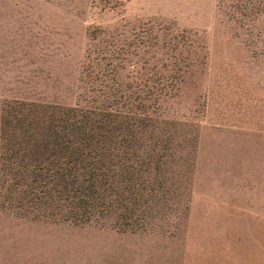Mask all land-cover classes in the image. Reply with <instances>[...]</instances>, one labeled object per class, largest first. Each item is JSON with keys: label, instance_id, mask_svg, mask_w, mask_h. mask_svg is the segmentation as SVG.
<instances>
[{"label": "rangeland", "instance_id": "1", "mask_svg": "<svg viewBox=\"0 0 264 264\" xmlns=\"http://www.w3.org/2000/svg\"><path fill=\"white\" fill-rule=\"evenodd\" d=\"M169 36L191 70L159 111L197 131L174 227L116 232L0 206V264H264V0H0V108L78 104L87 52L106 43L139 60L124 69L137 82L142 43Z\"/></svg>", "mask_w": 264, "mask_h": 264}, {"label": "trees", "instance_id": "2", "mask_svg": "<svg viewBox=\"0 0 264 264\" xmlns=\"http://www.w3.org/2000/svg\"><path fill=\"white\" fill-rule=\"evenodd\" d=\"M169 37L142 43L147 76L137 82L126 81L124 69L139 60L106 43L87 52L78 104L1 106L2 208L34 221L116 232L174 227L188 202L197 131L159 111L191 70L188 47L182 54V43ZM159 68L167 75H156Z\"/></svg>", "mask_w": 264, "mask_h": 264}]
</instances>
